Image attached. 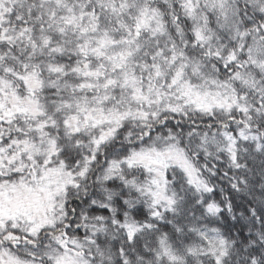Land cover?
<instances>
[{"label": "snow or ice", "instance_id": "obj_1", "mask_svg": "<svg viewBox=\"0 0 264 264\" xmlns=\"http://www.w3.org/2000/svg\"><path fill=\"white\" fill-rule=\"evenodd\" d=\"M0 264H264V0H0Z\"/></svg>", "mask_w": 264, "mask_h": 264}]
</instances>
